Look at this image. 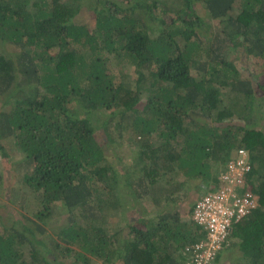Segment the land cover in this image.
I'll return each mask as SVG.
<instances>
[{
  "label": "trees",
  "instance_id": "1",
  "mask_svg": "<svg viewBox=\"0 0 264 264\" xmlns=\"http://www.w3.org/2000/svg\"><path fill=\"white\" fill-rule=\"evenodd\" d=\"M85 1L0 0V153L20 151L18 191L35 204L29 224L0 222V264H182L206 238L186 183L214 191L239 148L251 169L237 192L258 204L215 264L230 244L239 264H264V0H88L92 27L73 19ZM116 140L131 170L111 162ZM120 190L134 218L113 229ZM65 212L64 244L37 238Z\"/></svg>",
  "mask_w": 264,
  "mask_h": 264
},
{
  "label": "rangeland",
  "instance_id": "2",
  "mask_svg": "<svg viewBox=\"0 0 264 264\" xmlns=\"http://www.w3.org/2000/svg\"><path fill=\"white\" fill-rule=\"evenodd\" d=\"M87 1L88 0H86L82 4L80 11L74 16L73 19L77 23L86 24L92 27L94 25V15L90 13L86 5ZM126 3L122 2L123 5H126ZM240 68L242 69L243 67ZM125 70L126 74L130 73L127 72L128 67ZM247 72L250 74V66H247ZM248 73L244 72V75H247ZM97 137L102 140L104 138L103 133L99 131ZM118 141L119 140H116L115 143L113 142L109 144V146L106 148L107 154L111 156L110 159L113 164H120L118 165L120 171L131 170L134 167V153L132 150H129L125 145L121 146L117 144ZM19 153L20 151H18L11 144H9L4 155L0 153V168L3 171V174L5 175L4 181H2V183L0 184V222L1 224H3L4 227H10V225H12V222L16 219H20L23 222L27 223L31 219H34L31 210L32 207L35 205L33 204L32 194L30 195L28 189L23 184L21 190L22 192L18 191V187H20V185L17 180L19 178L20 172L23 171V168L18 165V161L23 158L22 155H20ZM183 178L184 177L182 176L178 177V179ZM173 179L176 180V178H172L171 181H173ZM186 184L188 186V191L186 193L187 198L184 200V202L187 203L188 208V205L190 206L191 204H193L195 200L201 195V193L204 192L205 188L208 187L204 185V181L200 177H190V180H188ZM120 191V193H122L123 195V203H125V206L123 207V209H121V212L119 213L115 211L113 207H108L105 211L107 219H110V222H112L113 229H124L126 227L121 225V221L119 218H121L122 220L124 218H126L127 220L134 218V210L128 207L129 196L126 195L124 190ZM144 202H146V200H144ZM138 204L139 208L143 207V203ZM76 212H79V210H77ZM67 218L68 214L66 212L64 214L61 213V215H56L55 218H52V220L46 225V232L44 234H40L39 236H37V238H39L40 240H44L45 243H47L48 245H51L52 239H56L61 244H64L60 240L56 232L64 225V222ZM1 224L0 228L2 227ZM224 249L225 250L221 251L216 264H239L241 259H243L239 257V252L236 247H232L231 244L226 245ZM47 256V258L51 259L54 264H71L74 259V257L66 256L64 252L57 254L56 259L52 257V252H50L49 254L47 252ZM94 264H102V262L95 261Z\"/></svg>",
  "mask_w": 264,
  "mask_h": 264
},
{
  "label": "built area",
  "instance_id": "3",
  "mask_svg": "<svg viewBox=\"0 0 264 264\" xmlns=\"http://www.w3.org/2000/svg\"><path fill=\"white\" fill-rule=\"evenodd\" d=\"M247 151L239 148L219 175L223 182L214 191L200 196L194 203L191 218L206 230L205 240L184 246L182 264H215L216 253L225 246L231 222L246 216L258 204V196L244 187L251 169Z\"/></svg>",
  "mask_w": 264,
  "mask_h": 264
},
{
  "label": "crops",
  "instance_id": "4",
  "mask_svg": "<svg viewBox=\"0 0 264 264\" xmlns=\"http://www.w3.org/2000/svg\"><path fill=\"white\" fill-rule=\"evenodd\" d=\"M146 215H148L147 213H144V216H146ZM155 216H157L156 214H155ZM155 219H156V217H155ZM152 221H153V219H152Z\"/></svg>",
  "mask_w": 264,
  "mask_h": 264
},
{
  "label": "clouds",
  "instance_id": "5",
  "mask_svg": "<svg viewBox=\"0 0 264 264\" xmlns=\"http://www.w3.org/2000/svg\"><path fill=\"white\" fill-rule=\"evenodd\" d=\"M233 156H235V154L231 155V156L229 157V159L232 158ZM229 159H228V160H229Z\"/></svg>",
  "mask_w": 264,
  "mask_h": 264
}]
</instances>
